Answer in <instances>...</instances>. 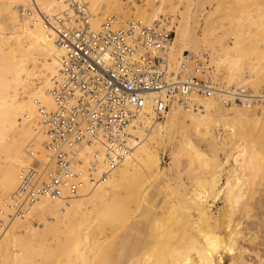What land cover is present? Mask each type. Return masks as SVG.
Segmentation results:
<instances>
[{
    "label": "bare ground",
    "instance_id": "6f19581e",
    "mask_svg": "<svg viewBox=\"0 0 264 264\" xmlns=\"http://www.w3.org/2000/svg\"><path fill=\"white\" fill-rule=\"evenodd\" d=\"M206 1L200 34L192 3L174 21L172 0H82L95 32L110 16L167 20L175 27L171 69L189 52L215 64L221 88L264 90H256L264 87V0H230L234 9L227 0ZM69 12L62 1L0 0V211L22 168L41 173L52 165L40 110H55L50 91L64 52L41 17ZM200 104L198 112L171 106L163 123L147 108L128 132L130 154L101 181L90 182L87 171L93 146L79 149L78 193L62 190L12 220L0 232V264H264V102L226 106L214 97ZM220 127L227 142L213 134ZM168 144L172 167L195 161L206 173L192 190L174 189L161 168L158 148ZM221 144L228 147L223 162Z\"/></svg>",
    "mask_w": 264,
    "mask_h": 264
},
{
    "label": "built area",
    "instance_id": "2783aa9c",
    "mask_svg": "<svg viewBox=\"0 0 264 264\" xmlns=\"http://www.w3.org/2000/svg\"><path fill=\"white\" fill-rule=\"evenodd\" d=\"M56 1L70 12L41 17L64 52L50 91L55 110H40L52 169H21L19 186L0 211V232L12 220L23 219L41 199L57 198L62 190L70 196L78 193L82 183L75 173L76 154L82 147L94 148L87 170L90 182L103 180L130 154L128 132L147 115V108L159 122L173 105L198 112L203 110L201 100L214 97L226 106L255 108L264 102V90L221 88L210 76L206 57L185 52L171 69L174 33L167 20L149 23L110 16L95 32L82 0ZM100 164L104 172L98 170Z\"/></svg>",
    "mask_w": 264,
    "mask_h": 264
},
{
    "label": "rangeland",
    "instance_id": "374dc122",
    "mask_svg": "<svg viewBox=\"0 0 264 264\" xmlns=\"http://www.w3.org/2000/svg\"><path fill=\"white\" fill-rule=\"evenodd\" d=\"M175 1H176V3H175ZM227 1H230V0H227ZM227 1H226V4H227ZM232 1H234V0H232ZM190 3H192V5H191L192 8H194V6H195V7H198L200 9V10H198V8L196 9V11H198V12L200 11L199 14H197L199 16V25L197 26V31L196 32L197 33L199 32L201 34V31H202L201 29L204 27L203 26V21H204L203 19L205 17L204 15H205V13H207V10H210V8H211L209 6L211 4L209 3V5H207L208 3H207V1L205 2V0H172L171 4H173L174 7L176 6V8H175V14L172 15V17H170L169 19L173 18L174 21H179L181 19V16L185 13L186 7L190 6ZM232 3L233 4H231V1L228 2L227 7L229 9H231L232 7L234 9V5L235 4H234V2H232ZM229 4H231L230 7L232 5L233 6L230 8ZM228 8H225V9H228ZM125 14H124V16H128L131 13H129L128 15H125ZM169 26H170V29H172L173 33H174V29H175L174 25H170L169 24ZM173 38H174V34H173ZM204 54L205 55L208 54L207 56L210 58V60H212L213 57H212L211 52L209 50L205 49ZM210 68H211V72H212L211 76L212 77L214 76L213 79H216L215 81L217 82V84L220 85L222 83V82H220V80L223 77L221 76V74H219V72L217 71V69L215 67V64L212 61H211V64H210ZM221 86H223V85H221ZM261 88L264 89L263 86H260L256 90H260ZM163 121H165V119ZM163 121L161 123H163ZM213 134L215 135L216 140L219 141L220 143H224V142L228 141V140H225L227 138V133L225 132L223 127L214 128L213 129ZM200 144H202V143H200ZM200 144L199 145L197 144L198 148L200 147V150L201 149L203 150V148H204V150H205L206 148L203 145H200ZM172 149H173V144H172V147H171V144H168V146L166 147L165 150H163L162 147L158 148V152H159V156H160L161 168L164 169L166 177L171 180V184H172L174 189L178 188L180 190H183L185 188V189H188V190H192L195 187L194 184L197 181L203 179L206 176V173L204 171H202V170L197 169L198 168L197 167V163L198 162L196 163L195 161H193L192 164H185L183 169L181 167H179V169H177L174 166L172 167L171 166L172 165V159H171V151H172ZM226 150H228V147H223L222 144H221L220 145V150L218 151V158H219L220 162L225 161V157H226V153L225 152H226ZM205 151H207V149ZM205 151H203V152L205 153ZM206 154H209V153L206 152ZM0 163H1L0 164V175H1V172H2V169H3V159L2 158L0 159ZM224 182L225 181H223V183ZM263 182H264V180H263ZM221 207H222V203L219 201L217 203V205H216V208L214 209V212H216V210L221 208ZM51 242H52V240H51ZM52 243H54V242H52Z\"/></svg>",
    "mask_w": 264,
    "mask_h": 264
}]
</instances>
